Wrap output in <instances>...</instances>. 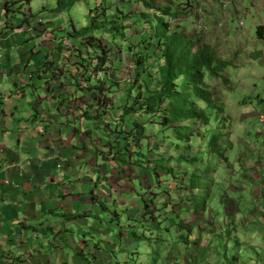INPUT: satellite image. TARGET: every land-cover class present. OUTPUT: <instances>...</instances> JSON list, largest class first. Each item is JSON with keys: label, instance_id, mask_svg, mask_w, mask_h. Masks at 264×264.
Segmentation results:
<instances>
[{"label": "rangeland", "instance_id": "obj_1", "mask_svg": "<svg viewBox=\"0 0 264 264\" xmlns=\"http://www.w3.org/2000/svg\"><path fill=\"white\" fill-rule=\"evenodd\" d=\"M155 5L168 8L167 21L169 15L178 16L170 24L172 29H183L202 46H210L215 60L225 65L217 75L207 70L204 79L217 106L210 108L194 100L199 113L208 120L201 115L191 120V137L184 142L177 139L173 129L150 123L148 117L140 115L137 122L147 121L146 135L150 138L140 145L132 139L126 147L131 131L126 126L129 121L120 123L119 109L110 112L111 120L105 119L100 125L103 136L96 132L90 139L85 136L76 152H90L95 157L94 147H99L98 152L107 158L103 163H115L116 172L112 173L109 166L112 175L108 189L110 183L124 189L133 186L124 191L126 194L120 192L127 208L107 204L110 211L102 212L114 247L108 244V235L92 238L75 225L79 241H90V249L100 248L106 258L104 264H264V0H156ZM7 6L6 15L14 14L11 20L25 21L23 25L36 29L49 24L57 35L65 34L59 43L67 41L66 46L79 45L83 40L82 46L88 45L89 34L75 40L68 34L85 27L90 15L117 23L116 34H95L112 43L106 71L119 82L118 96L121 91L125 96V89L133 82L134 53L141 52L137 46L153 43L150 16L144 18L146 10L137 0H81L59 15L51 11L56 0H22L18 4L12 0ZM29 10L34 17L25 20ZM159 58L157 54L151 57L152 70L146 67L149 63L143 69L152 74V83L157 80ZM90 64L89 76L94 83L103 73L98 75ZM210 64L207 62L206 69ZM216 66L217 62L213 63L212 67ZM85 82L84 78L81 83ZM35 83L43 95L46 79L38 81L36 77ZM102 96L108 104L112 96L118 97ZM136 125L131 128V138L137 136ZM106 134L110 139L105 147L98 141L103 143ZM93 138L98 139L95 144ZM84 158L90 162L87 155ZM194 182H199V188L191 186ZM203 196H208L205 203ZM133 200L140 203V211L130 205ZM202 205L204 208L197 209ZM131 211L137 222L129 221ZM122 231L124 237L118 238ZM126 251L131 254L123 256ZM87 257L90 264L97 262Z\"/></svg>", "mask_w": 264, "mask_h": 264}, {"label": "crops", "instance_id": "obj_2", "mask_svg": "<svg viewBox=\"0 0 264 264\" xmlns=\"http://www.w3.org/2000/svg\"><path fill=\"white\" fill-rule=\"evenodd\" d=\"M11 2L0 0V264H90L87 256L104 264L100 248L90 249V241L80 243L75 225L92 238L108 235V244L114 247L102 212L107 204L127 208L120 192L126 194L133 185L124 189L110 183L108 189L115 163H103L99 147H94L95 157L76 152L90 123L75 119L80 111L73 82L56 74L46 80L43 95L35 83L36 77L39 81L51 75L42 71V62L53 63V69L66 67L68 52L56 50L65 34L57 35L49 24L36 29L11 20L14 14L6 15ZM51 36L55 38L50 40ZM96 125L92 135L102 136ZM131 204L140 211L138 201ZM130 217L134 215L129 221L136 222L137 217ZM124 235L122 231L118 238Z\"/></svg>", "mask_w": 264, "mask_h": 264}, {"label": "trees", "instance_id": "obj_3", "mask_svg": "<svg viewBox=\"0 0 264 264\" xmlns=\"http://www.w3.org/2000/svg\"><path fill=\"white\" fill-rule=\"evenodd\" d=\"M80 1L81 0H56V6L51 11L56 14H62L63 12L70 11ZM137 1L141 3L145 8L144 10H146V13H143L144 18H147L148 15L150 16L149 24L150 28L153 29V34H151L153 43L151 42L152 46H150V42L149 45L142 44L141 48L140 45L137 46L136 50H140L141 52L139 53L138 51L134 53L131 66L132 69H134L133 82L128 89H125V96L121 95L123 93L122 91L120 96L116 94L118 93L117 87L119 86V82L112 78L106 71L107 60L108 57H110L108 53L112 43L109 41L105 42L103 38L95 34V32L101 35L106 32L116 34V31L119 30V26L117 23L106 22L99 15H90V20L85 27H81L78 30L75 29V32L68 34L72 40L78 37H85L87 34L94 40H90V38L87 37L88 45L85 43V47L82 46V42H85V40L80 42L79 45L72 43L64 47L59 43L56 50L60 51L64 48L68 52L65 57L66 67L62 66L60 68V66H56V68L53 69V63L44 61L42 62V71L49 70L51 73L46 80H51L52 76L54 77L56 74H59V76L62 75V77L68 76V79L73 82L77 89L74 92L75 96L77 95L74 99V103L76 108L80 111L79 114L75 116V119L79 120L83 118L91 124L88 125V128L83 132V135L89 137V139L93 136V124H99L96 125L97 127L95 129L101 130L102 127H100V124H102L105 119L111 120V118H109V113L115 109H119L118 111L121 113L119 119L120 123L129 121L126 126L131 131L126 140V147L129 146L132 139H136L140 145L143 140L150 138L146 135L145 123H147V121L150 123H160L166 129H173L177 139L183 142L187 141L191 137V120L198 118L200 115L205 117L206 121L208 120L207 116L203 113H199L196 101L204 102L207 106L214 109L217 106L213 95L206 90L204 85L206 71L210 70L212 74L217 75L218 69L225 65L221 61L215 60L216 55L212 53L210 46H202L196 39L189 37L187 32L183 29H172V26L166 20L169 14L167 7H157L155 5L156 0ZM90 11L89 14L93 12V10ZM150 11L154 14H151ZM160 13L163 14V16L161 15L158 17L157 15ZM22 15L24 17V14ZM28 15L29 16L25 18V20L29 19L31 16L34 17L30 10ZM169 16L172 20L178 17L177 15ZM24 22L25 21L22 23ZM261 29L262 27L259 28V30ZM119 47L122 50V47ZM155 54H157V56L159 55L160 62L156 70L158 71V75L156 76L157 80H155V83H152V74H150L149 70L143 69L147 63H149L146 67L152 70L153 66L150 60ZM89 58H93L91 60L94 65L93 69L99 72L98 75H102L103 73L101 77H97L94 83L91 82V76H89L91 72L89 71L91 65V62L88 60ZM206 59L207 62L211 63L210 69H206ZM215 62H217V66L212 67ZM84 78L86 82L81 83ZM152 84H155L154 88L151 87ZM78 91L82 93H78ZM105 91H107V94ZM102 95L107 97L115 95L119 98L117 97L118 99L115 98L117 99L115 100L112 96L111 102L108 104V102L102 99ZM140 115L144 116V118L148 117V120L141 123L137 122V117ZM131 123H134V126L136 123L138 129L137 136L133 138L130 136L134 133L132 129L135 127L129 125ZM74 130L78 132V125ZM113 133L114 132L111 130V135H113ZM100 135L103 136V133H100ZM107 135L108 134H106L103 143L100 141H98V143L105 146L106 140L110 139ZM116 138L118 140L122 139L120 135H117ZM92 140L94 141L95 138ZM101 154L103 155V153ZM132 155L131 153L129 160L132 159ZM102 158L104 161L107 160L104 156ZM114 159L117 161L116 157ZM129 162L131 163V161ZM198 183L199 182H194L191 186L196 188L199 185ZM203 199L205 203V201H208V196H203ZM204 205L198 206L197 209L204 208ZM131 213L132 211L129 213V216H131ZM81 216H74V218H79ZM114 217V220H116L117 216L114 215Z\"/></svg>", "mask_w": 264, "mask_h": 264}, {"label": "built area", "instance_id": "obj_4", "mask_svg": "<svg viewBox=\"0 0 264 264\" xmlns=\"http://www.w3.org/2000/svg\"><path fill=\"white\" fill-rule=\"evenodd\" d=\"M168 23H170V24L172 23V19H171V18L168 20ZM1 154H2V153H1V151H0V157H1ZM1 257H2V254H1V252H0V260H1Z\"/></svg>", "mask_w": 264, "mask_h": 264}]
</instances>
